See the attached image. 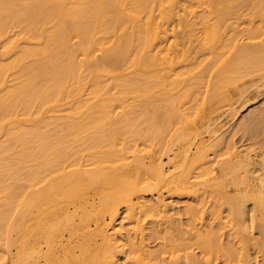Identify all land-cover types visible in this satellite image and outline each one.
<instances>
[{
  "label": "bare ground",
  "instance_id": "obj_1",
  "mask_svg": "<svg viewBox=\"0 0 264 264\" xmlns=\"http://www.w3.org/2000/svg\"><path fill=\"white\" fill-rule=\"evenodd\" d=\"M228 1L0 0V264H197L189 234L200 264H264V129L232 141L244 102L218 124L264 92V43L222 39Z\"/></svg>",
  "mask_w": 264,
  "mask_h": 264
},
{
  "label": "rangeland",
  "instance_id": "obj_2",
  "mask_svg": "<svg viewBox=\"0 0 264 264\" xmlns=\"http://www.w3.org/2000/svg\"><path fill=\"white\" fill-rule=\"evenodd\" d=\"M235 2H234L235 4L231 3V1L226 2L227 5L225 7H227L230 4L229 7H231V8L226 10L225 15L227 14L226 15L227 18H225L226 16L224 15V17H223L224 19L221 21L223 24L222 30L220 31V36L222 37V39L226 40L230 36L232 31H230L231 27H229V25L232 22H236V24H235V26L237 28L236 30H237V32L240 33V35L242 34L241 35V39H243V41H241L242 43L243 42L246 43V40L248 42L247 36H250L251 34H253V35H260L261 34L262 38L260 37V39H262V42L264 43V14H262L260 11H259L260 13L258 12V6L256 4L258 2H263V0H237V1L235 0ZM222 5L224 7V4H222ZM200 9L201 8H199L198 10H200ZM226 19H228V20L225 22ZM245 38H246V40H245ZM257 41H259V38L257 39ZM254 78H255V76H247L246 75L244 78L241 79L240 82L243 85L246 84L245 85V87H246L247 85L249 86L251 84V82L254 80ZM119 83H121V80ZM256 85L259 87L264 85V78L262 80H259V82ZM202 89L203 88H201V90ZM263 95H264V92H262L261 89H258V88L256 89L255 87H252V88H250V91L246 94L243 101L241 100L240 102L236 103L232 107H224V108L219 109V112H218L219 113V116H218L219 117V119H218L219 123L218 124L223 125L222 129H224L231 122L232 113L234 112V110L237 108H240V106L244 102L245 105L239 110L240 113L238 114V120H237L236 127L241 125V124H245L246 126H248L247 127L248 130L246 129L247 131L245 130V131L238 132L235 135V137L232 139V141L236 142V145H239V146L242 145L243 146L242 149L246 148V147H250V145L252 143L259 141L260 137H258V136L256 137L254 135V133H256V132L258 133L259 131L261 132L262 131L261 129L262 128L264 129V124H263L264 118H262L261 116L259 117V114H258L259 106H257L258 104H256V102ZM254 105L257 106V108H255ZM188 106H189V104L185 105V107H188ZM247 106L248 107L253 106L254 108H252L253 110L251 109L249 112H247L249 109V108L246 109ZM254 114H257V115H254ZM256 116L260 119L255 118ZM260 121L262 123H260ZM251 122L253 125L251 124ZM246 123H248V124H246ZM218 124H217V126H219ZM254 124H255V126H254ZM259 126H260V128H259ZM256 129H258L259 131ZM123 132H124V129L122 128V126L118 125L117 126V133L121 138H123ZM216 134H218V133H216ZM205 135L206 136H204V137L208 138L207 137L208 135L206 133H205ZM229 136H231V135H229ZM228 139L231 140L230 137ZM255 147H258V145H255ZM193 149L195 150V148H193ZM174 200L181 207L182 211L186 210V208L188 206H191L194 204L193 201L191 199H189L188 195H181L180 197H175ZM211 202H212L211 199H210V201L207 202V207L209 206L208 210H210V209L215 210V205L213 202L212 203ZM223 206L225 207L226 204H224ZM223 215L225 217L227 214L223 213ZM123 216H124V209H121L120 210V218ZM184 223L185 224L187 223L185 219H184ZM151 227L152 226H151L150 222L146 223V225H145L146 241L148 244H150V247L152 250L164 249L167 252L164 254L163 258L167 259V258H170L171 256L176 258V257H178V255H181L180 252L176 253L175 255H170V253L173 250L179 249L175 244V243H179V244H181L180 249L186 250L189 248V250H187V252L193 251L192 254H195L194 257L196 256L197 264H200L198 262V260L201 261V258L204 255L200 253L199 249H197V245L195 242L196 239L195 238L193 239V236L191 234H189L190 236H187V235L181 236L180 235L181 239L178 236L174 237L171 235L172 236L171 240L176 241L174 243L175 246L172 245L173 247H171L170 246V242H171L170 237L166 239L165 238L166 236L163 235L162 233L159 235V238L157 240L153 239L154 240L153 241L150 237V235L152 234ZM197 228H198V226H197ZM250 234L251 235L247 234L248 236H250L249 238H248V236H246L247 239H250L251 241L253 240L251 243L249 241V243H250L249 247H252V246L257 247L256 246L258 243L257 241L259 240L258 239L259 238L258 231L254 230ZM224 238L225 239L222 241V244L226 245L227 244V238L226 237H224ZM254 242H257V243H254ZM238 246L239 245H237L236 247H238ZM212 258L215 259V261L218 264H223V262L225 260L224 253L222 251L221 252L218 251V253L217 252L212 253ZM260 258H261V256H260ZM179 261H181V259Z\"/></svg>",
  "mask_w": 264,
  "mask_h": 264
}]
</instances>
